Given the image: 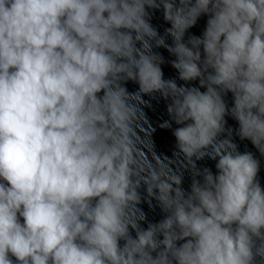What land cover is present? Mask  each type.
I'll use <instances>...</instances> for the list:
<instances>
[{
  "label": "clouds",
  "instance_id": "clouds-1",
  "mask_svg": "<svg viewBox=\"0 0 264 264\" xmlns=\"http://www.w3.org/2000/svg\"><path fill=\"white\" fill-rule=\"evenodd\" d=\"M146 8L163 9L172 45ZM153 41L206 91L165 80ZM154 93L183 125L174 155L203 177L188 194L139 157L132 98ZM229 113L264 156V0H0V264H264L260 165L219 138ZM205 156L216 175L196 168ZM142 184L167 213L147 229Z\"/></svg>",
  "mask_w": 264,
  "mask_h": 264
}]
</instances>
